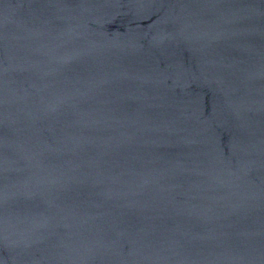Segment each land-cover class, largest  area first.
Instances as JSON below:
<instances>
[{
    "label": "water",
    "instance_id": "1",
    "mask_svg": "<svg viewBox=\"0 0 264 264\" xmlns=\"http://www.w3.org/2000/svg\"><path fill=\"white\" fill-rule=\"evenodd\" d=\"M0 264H264V0H0Z\"/></svg>",
    "mask_w": 264,
    "mask_h": 264
}]
</instances>
